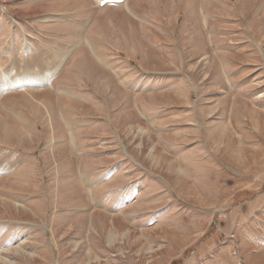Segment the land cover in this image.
I'll list each match as a JSON object with an SVG mask.
<instances>
[{
  "label": "rangeland",
  "instance_id": "obj_1",
  "mask_svg": "<svg viewBox=\"0 0 264 264\" xmlns=\"http://www.w3.org/2000/svg\"><path fill=\"white\" fill-rule=\"evenodd\" d=\"M4 225L0 264H264V0H0Z\"/></svg>",
  "mask_w": 264,
  "mask_h": 264
},
{
  "label": "bare ground",
  "instance_id": "obj_2",
  "mask_svg": "<svg viewBox=\"0 0 264 264\" xmlns=\"http://www.w3.org/2000/svg\"><path fill=\"white\" fill-rule=\"evenodd\" d=\"M100 1V0H99ZM52 72H47L46 74H45V76H43V80H49L51 77H52ZM21 78V77H20ZM32 78V77H31ZM33 79V78H32ZM31 79V80H32ZM39 79V78H38ZM33 79V81H31V83H33V86L34 87H36V86H38V85H41L42 84V80L41 79ZM27 80V79H26ZM20 82H13L12 83V85H18L19 83H22V81L21 80H19ZM44 81V82H45ZM25 82H27V81H25ZM29 83V82H28ZM44 84V83H43ZM12 87H15V86H12ZM27 88V87H26ZM29 89V88H28ZM23 189V188H22ZM139 188H137V190H138ZM24 193V192H23ZM23 206V205H22ZM22 211V210H21ZM7 224V223H6ZM9 224V223H8ZM6 226L7 225H4V228H2L0 231H8V230H11V229H8V228H6ZM13 231H17V230H13ZM4 234V233H3ZM3 234H1L0 233V237H1V239H2V242H6V241H9V244H11V243H14L15 242V237H18V235L16 234V235H14V237H9L7 234H6V236L5 237H3ZM10 239L12 240V239H14L13 241H10ZM111 239V238H110ZM4 245H2L1 244V242H0V247H3Z\"/></svg>",
  "mask_w": 264,
  "mask_h": 264
},
{
  "label": "water",
  "instance_id": "obj_3",
  "mask_svg": "<svg viewBox=\"0 0 264 264\" xmlns=\"http://www.w3.org/2000/svg\"><path fill=\"white\" fill-rule=\"evenodd\" d=\"M109 2H119V0H110Z\"/></svg>",
  "mask_w": 264,
  "mask_h": 264
},
{
  "label": "crops",
  "instance_id": "obj_4",
  "mask_svg": "<svg viewBox=\"0 0 264 264\" xmlns=\"http://www.w3.org/2000/svg\"><path fill=\"white\" fill-rule=\"evenodd\" d=\"M10 233V232H9ZM7 235H8V233H7Z\"/></svg>",
  "mask_w": 264,
  "mask_h": 264
}]
</instances>
